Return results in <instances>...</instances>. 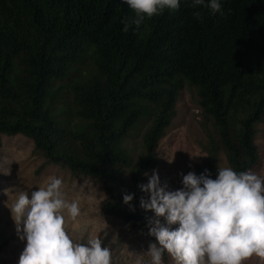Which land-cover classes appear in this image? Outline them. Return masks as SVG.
<instances>
[{"label":"trees","instance_id":"trees-1","mask_svg":"<svg viewBox=\"0 0 264 264\" xmlns=\"http://www.w3.org/2000/svg\"><path fill=\"white\" fill-rule=\"evenodd\" d=\"M221 4L223 15H213L181 0L136 28L124 0H0V144L22 135L43 157L41 168L98 181L106 193L100 210L155 242L138 185L157 166L185 84L199 97L206 134V157L187 173L207 169L215 179L220 153L237 172L259 161L264 0ZM141 122L147 128L133 158L126 141Z\"/></svg>","mask_w":264,"mask_h":264},{"label":"clouds","instance_id":"clouds-1","mask_svg":"<svg viewBox=\"0 0 264 264\" xmlns=\"http://www.w3.org/2000/svg\"><path fill=\"white\" fill-rule=\"evenodd\" d=\"M124 2L135 13L130 24L136 28L145 18L161 15L165 9L174 12L181 4V0ZM186 2L192 9L223 15L221 0ZM193 16L202 20L203 13L196 10ZM128 30L125 22L123 31ZM173 159L174 155L167 162ZM181 183V188L169 190L153 170L147 183L138 185L148 194L147 199L140 197V207L155 216L147 232L155 238L147 245V264H165V254L174 264H246L253 256L264 262V174L222 167L215 179L205 169L199 175L183 174ZM133 196H123L130 209ZM8 198L16 234L26 241L17 264H112L111 250L102 246L99 236L109 227L106 221L84 243L70 235L69 224H76L81 209L78 200L67 198L62 179L49 176L30 198L26 191Z\"/></svg>","mask_w":264,"mask_h":264},{"label":"rangeland","instance_id":"rangeland-1","mask_svg":"<svg viewBox=\"0 0 264 264\" xmlns=\"http://www.w3.org/2000/svg\"><path fill=\"white\" fill-rule=\"evenodd\" d=\"M176 115L157 146V166L144 175V184L156 170L161 184L167 182L169 190L182 187V175L195 163H201L206 154L201 144L206 139L203 128V116L199 106V97L194 87L185 84L179 92L175 105ZM126 141V146L135 158L141 150V135L147 128L146 122L139 124ZM255 142L258 146L259 161L253 172L264 174V120L258 126ZM209 128V124L207 126ZM168 163L167 159H171ZM197 155V156H193ZM44 159L33 152L30 139L22 136H2L0 144V264H17L20 253L26 241L19 239L15 231V224L11 218L7 205L12 203L9 196L20 191L29 195L37 187L44 184L49 176L62 179L67 198L78 200L81 215L76 224H69V233L76 242L84 243L87 239L97 235V230L104 227L99 236L102 246L108 247L112 254V264H147L146 255L149 240L136 233L129 224L121 219L104 214L100 210L101 201L106 193L98 181L85 176H73L64 168L56 165H46L41 168ZM228 167L225 157L219 154V168ZM8 173V174H5ZM128 179V177H126ZM128 181V180H127ZM150 216L155 219L154 213ZM161 218V223H163ZM173 227H176L173 225ZM105 232L107 235H105ZM165 264H174L170 259ZM246 264H264L253 256Z\"/></svg>","mask_w":264,"mask_h":264}]
</instances>
